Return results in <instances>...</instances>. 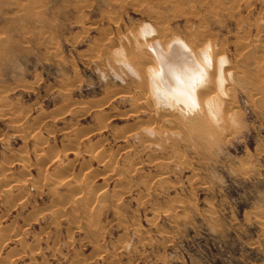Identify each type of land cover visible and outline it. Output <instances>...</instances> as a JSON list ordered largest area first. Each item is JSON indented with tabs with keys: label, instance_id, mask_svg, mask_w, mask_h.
Here are the masks:
<instances>
[{
	"label": "rangeland",
	"instance_id": "374dc122",
	"mask_svg": "<svg viewBox=\"0 0 264 264\" xmlns=\"http://www.w3.org/2000/svg\"><path fill=\"white\" fill-rule=\"evenodd\" d=\"M174 33L237 66L212 140L169 133L122 61ZM261 62L264 0H0V264H264Z\"/></svg>",
	"mask_w": 264,
	"mask_h": 264
},
{
	"label": "bare ground",
	"instance_id": "6f19581e",
	"mask_svg": "<svg viewBox=\"0 0 264 264\" xmlns=\"http://www.w3.org/2000/svg\"><path fill=\"white\" fill-rule=\"evenodd\" d=\"M189 25L187 27H189ZM143 27L146 28L144 25H143ZM153 28L154 27H152V29ZM152 29H150V30H152ZM145 31L146 30H144V29H143V32L140 30L142 35ZM154 32H157V31L154 30ZM132 33L135 34L134 31ZM141 33H138L139 35H137V34H135V35L141 37V35H140ZM157 34H158V32H157ZM176 34L170 35L167 38L163 37L164 39L163 38L159 39L161 36L159 33L160 36L157 35V36H159L158 39L152 38L150 40V38L148 36V38H149L148 41L143 39L144 35H143L142 39H139V37H138V40L134 38L136 40L135 42L140 44L139 47L142 46L141 47L142 49H139V50H142V54H143V57L140 56L141 53H140V55L138 54L143 59H142V61H141V59L138 60V61H140V64L139 65L137 64L138 65L137 67H135V65H136V64H134L135 62L132 61L135 59V57L132 60H131V58H129L132 62H134L133 63L134 65L132 64L134 67L133 66L131 67L130 66L131 61L130 62L127 61L129 59H127L126 61L120 59L124 54L123 51L120 52V50L116 46H114L115 49L113 47V50L116 53L119 52V57H120L119 59L122 60L124 63H126V65L128 66V68L130 70H134L136 73H138V75H140V77H141L140 82L143 86V88L141 90L147 92L145 94V97L147 94H148L147 96H149V106L150 107H146L145 105L144 106L146 107V109L147 108L151 109L154 112V114H156V116H157V114H159L157 118L160 119V122H161V120H163V121H167L168 124L169 123L171 124V126L168 127L169 129L167 128V130H169L168 131L169 133L179 134L178 132H176V130H177V128L182 127L185 130V133L190 137L198 138L199 140H206V141L212 140V138L215 137L217 130H219L218 129V127H219L218 125H220L219 123L221 122L222 118L224 119V117H222V116H225V118H228V116L230 114L232 115V113L235 111V107H233L234 110H232V106L234 105L233 100H235V99H232L233 97H231L230 95H227L228 93L230 94L231 91L230 92H228L229 90L225 91V89H226L225 85L229 86L230 84L236 83L235 81L237 80V75L235 74V71L237 69V66H235L233 64H231L230 66L227 65L229 63H225L227 59L225 58L223 52L222 53L215 52V49H214V51H212L210 48V43L208 41L202 42V41H196V39H195L196 42L189 43V41H188V43H187L182 38L177 36ZM145 35H147V34H145ZM157 36H155V37H157ZM129 40H130V38H129ZM191 40H193V38ZM129 42L131 43V41H129ZM131 44L127 43V46L130 45V47L132 49ZM134 44H133V46H134ZM136 48L138 49L137 46H136ZM133 49H135V47H133ZM132 52H134V51L132 50ZM139 52L140 51H138L136 53H139ZM235 52H238V51H235ZM125 53H126V50H125ZM127 53H128V51H127ZM128 55H129V53H128ZM131 55H133V53H131ZM119 59H118V62L120 61ZM138 61H137V63H138ZM261 63L263 64V62H261ZM120 64H123V63H120ZM258 64H260V62H258ZM263 66H264V64H263ZM238 67H239V64H238ZM134 68H136V69H134ZM259 69L261 70V68H259ZM260 70H258V71H260ZM238 71H241V69L239 68ZM238 74H240V73H238ZM259 74L257 76L262 77L261 74H260V76H259ZM132 75H133V73H132ZM128 79H130V78H128ZM134 81H136V80L134 79ZM130 82H132V81H130ZM239 84H237V85L239 86ZM235 85L233 88H235ZM139 87H140V84H139ZM123 91L125 92V90H123ZM123 91H121V92H123ZM225 92H228V93L225 94ZM253 93H256V92H252L250 95H252ZM143 95H144V92H142V97H143ZM118 96H120V94ZM138 98L141 99L139 96H138ZM249 98H250V96H249ZM142 99L144 101V98H142ZM132 100H133V98H132ZM133 101H135V100H133ZM251 101L254 102L253 100H251ZM139 103L140 102H138L135 105L139 106ZM132 104H134V103H132ZM132 107H133V105H132ZM145 107H143V108H145ZM146 109H144L145 112H146ZM161 109L163 110V112H161L162 111ZM164 109H167L166 113H165L166 110L164 111ZM159 112H161V113H159ZM142 113L144 114V111ZM223 113H224V115H223ZM127 115H128V113H127ZM140 115H141V113L139 114V116ZM149 115H150V112H149ZM151 116H153V115L151 114ZM147 117L150 119L149 116H147ZM230 117L231 116H229V118ZM148 118L144 119V120H146L147 123H148V121H147ZM226 121H228V120L225 119V123H226L225 126L231 122V121L230 122L229 121L226 122ZM142 124H144V125L140 129L143 133H145L147 131H151V129H152L151 125H153V124L150 125L151 127L146 126V123H142ZM159 124H158V126L160 128ZM234 124H236V123H234ZM164 125L167 126V124H164ZM137 126H138V124H137ZM161 126L164 127L163 124ZM223 127H224V125H222V127H219V128L223 129ZM137 131H138V129H137ZM132 134H137V133L134 132ZM67 136H69V135H67ZM74 138L75 137H73V139L69 140V141L72 143L76 142L74 140H77V139H74ZM38 139H40V138H38ZM36 141H38V140L36 139ZM70 142H69V146H71V145L75 146V144H72ZM38 143H40V140ZM69 146L67 145L66 148L71 149V148H69ZM75 154H78V153H75ZM97 155L99 156V154H97ZM45 156L47 157V155L40 153L39 154V160L41 162L47 161L46 163L50 162L53 165L57 164V162H59V158H57L58 156L52 160H49ZM73 158L77 159L78 155H76V157H73ZM112 161H113V159H112ZM66 162H68V161H66ZM69 164H70V161H69V163L62 164L61 168L60 167L58 169L53 168L52 170H50L51 172H49V174L53 175V178H54V177H58V175L62 172L61 170H63L64 173H68L67 168L70 167ZM106 165H108V164H106ZM71 169H72V167H71ZM75 184H73V185H75ZM73 187H76V185ZM76 188H72V189H76ZM80 192H82V191H80ZM96 193H95V195H96ZM65 196H66V194H65ZM66 199H68V198H66ZM97 199H98V196H97ZM90 200L94 201L96 199L92 198ZM52 212H53V210H52ZM45 213L47 214L48 212H45ZM45 213H42L40 216L46 215ZM59 214L60 213H58L57 215H59ZM55 215H53V216H55ZM57 215H56V217H57Z\"/></svg>",
	"mask_w": 264,
	"mask_h": 264
}]
</instances>
